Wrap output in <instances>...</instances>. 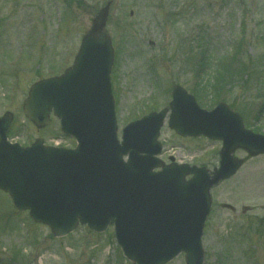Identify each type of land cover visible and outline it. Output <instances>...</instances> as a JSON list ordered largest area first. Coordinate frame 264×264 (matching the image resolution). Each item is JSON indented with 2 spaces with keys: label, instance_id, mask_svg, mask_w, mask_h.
I'll list each match as a JSON object with an SVG mask.
<instances>
[{
  "label": "rangeland",
  "instance_id": "1",
  "mask_svg": "<svg viewBox=\"0 0 264 264\" xmlns=\"http://www.w3.org/2000/svg\"><path fill=\"white\" fill-rule=\"evenodd\" d=\"M107 3L118 133L128 120L167 107L176 85L203 109L227 104L245 127L264 134V0H0V113L10 108L6 93L16 99L9 102L10 139L26 144L41 137L74 147L56 118L43 128L25 119L22 100L31 83L71 65ZM219 66L229 79L225 86L215 84ZM158 140L164 163L209 171L219 165V140L181 137L167 118ZM233 156L241 161L237 172L209 191L203 264H264V155L238 148ZM26 214L17 213L0 191V264H132L122 256L112 226L94 233L79 225L56 238ZM167 264H185L184 255Z\"/></svg>",
  "mask_w": 264,
  "mask_h": 264
},
{
  "label": "water",
  "instance_id": "2",
  "mask_svg": "<svg viewBox=\"0 0 264 264\" xmlns=\"http://www.w3.org/2000/svg\"><path fill=\"white\" fill-rule=\"evenodd\" d=\"M107 10L108 5L93 20L73 66L35 84L25 102L27 115L41 125L52 109L61 130L77 140L76 149L43 147L39 140L29 148L9 144L0 121V188L55 236L72 231L78 221L95 231L111 222L124 255L135 264H163L182 251L186 264H202L209 190L240 165L232 157L237 147L264 153V136L244 129L226 105L202 110L175 88L169 126L181 135L220 139L219 168L208 173L204 167L173 163L153 172L161 166L154 157L160 152L155 139L166 109L127 125L119 144L108 78ZM188 174L192 177L186 181Z\"/></svg>",
  "mask_w": 264,
  "mask_h": 264
},
{
  "label": "trees",
  "instance_id": "3",
  "mask_svg": "<svg viewBox=\"0 0 264 264\" xmlns=\"http://www.w3.org/2000/svg\"><path fill=\"white\" fill-rule=\"evenodd\" d=\"M220 70L221 71L223 70V68H221V66H219L216 69L215 73H217V76H216V83L215 84L219 83L221 86H225L226 84H229V79H228V77L224 78V76L222 75V72ZM213 86H214V88H215V86L217 87V85H213Z\"/></svg>",
  "mask_w": 264,
  "mask_h": 264
}]
</instances>
